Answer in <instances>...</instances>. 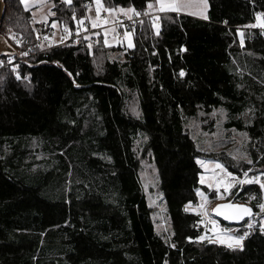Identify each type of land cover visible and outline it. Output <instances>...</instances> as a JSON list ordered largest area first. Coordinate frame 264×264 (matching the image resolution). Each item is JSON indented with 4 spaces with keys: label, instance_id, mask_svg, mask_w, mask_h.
I'll return each mask as SVG.
<instances>
[{
    "label": "trees",
    "instance_id": "1",
    "mask_svg": "<svg viewBox=\"0 0 264 264\" xmlns=\"http://www.w3.org/2000/svg\"><path fill=\"white\" fill-rule=\"evenodd\" d=\"M100 1L144 11L153 0ZM50 2L49 21L70 29L92 4ZM31 17L5 0L0 33L10 29L28 54L0 59V264H264L259 226L245 221L235 250L198 244L199 217L185 210L203 189L204 152L188 123L223 113L222 130L248 140L250 163L220 162L236 176L264 167V0H208L204 18L160 14L156 32L150 21L130 30V48L95 32L41 49ZM139 144L157 171L167 233L151 217ZM231 200L255 214L262 202L255 184Z\"/></svg>",
    "mask_w": 264,
    "mask_h": 264
},
{
    "label": "rangeland",
    "instance_id": "2",
    "mask_svg": "<svg viewBox=\"0 0 264 264\" xmlns=\"http://www.w3.org/2000/svg\"><path fill=\"white\" fill-rule=\"evenodd\" d=\"M20 1L23 5V8L27 11H30V14L32 15L31 27H33L35 24L49 23L57 30L54 36L44 37L41 44L39 43V36H37L38 46H40L41 49H47L51 46L58 45V43L62 40V37L60 35V27H58L57 22L54 20L49 21V19L54 15L50 0ZM149 5H151V7H149ZM165 5L166 6L164 7V10H161V5L157 3V0H153L148 4L147 9L144 11L157 14L180 13L196 18H204L206 17L208 0H165ZM2 6L5 10V0H3ZM102 9L104 8L102 7L101 1L98 4L96 0H92V4L87 10V17L85 18L89 21V24L92 27L97 26L100 23V12ZM130 9L131 10L129 12H126L127 10L107 11L110 15H112L114 12L130 14L133 12V9ZM92 22H97V24H93ZM144 22L148 23L149 21ZM151 24L153 30L156 32L159 29L158 17L152 20ZM259 24L260 22L258 20L256 25L258 26ZM6 32H8L6 37L0 33L4 37L2 40L10 50L17 54L12 56L3 51V53L0 54V59L5 57L8 59L7 61L9 63H12L15 60L19 61L17 60L16 56L21 53L16 51L9 41V39L13 38L14 35H12L10 29H7ZM100 33L103 34V39L106 45L114 46L121 42H118L112 30L104 29ZM122 42H124L126 47L130 48L132 46V37L130 31L123 33ZM221 114L222 115H216L214 121L210 123V118L208 120L201 119L199 121L197 119V121L188 123L187 127L190 135L197 142L199 148L204 152L201 157L196 159L201 170L199 175V183L203 189L196 190V203L193 205L190 203L186 204L185 210L187 212L194 213L199 217L198 224L202 228V232L196 240L198 244L214 241L215 244L213 245L235 250L242 245L243 240L237 244L233 240H228V237L239 236L237 235V232L245 221L247 222L244 224V227L247 229H250L254 226H259L262 228V226H264V209L259 207V210L256 214L254 213L252 217L244 220L241 224L228 226H223L220 224V222L211 215V209L216 203L230 201L233 192L237 188L239 192L241 187L249 184H255L258 186L261 192V205H264V188L261 187V184H264V167H260L255 164L250 165L245 172H247L248 178L255 179H252L251 182H248L244 176L245 172L240 176H236L227 170V168L220 162L219 157L220 155L224 154L235 163H240L241 161L250 163V159L245 147L248 140L242 133H229L223 131L220 126V121L223 118V113ZM210 125H213V128L207 129V127ZM229 136L231 137L229 138ZM136 152L139 156L140 179L148 206L151 209V217L154 221L155 228L159 234L167 233L169 230V222L160 191V183L156 168L148 153L142 150L141 144L138 145ZM220 152L221 154H218ZM229 173H231V175H229ZM241 180L245 182L240 183L239 181ZM215 225L217 226L216 228H214ZM222 240L224 241L223 243L220 242Z\"/></svg>",
    "mask_w": 264,
    "mask_h": 264
},
{
    "label": "built area",
    "instance_id": "3",
    "mask_svg": "<svg viewBox=\"0 0 264 264\" xmlns=\"http://www.w3.org/2000/svg\"><path fill=\"white\" fill-rule=\"evenodd\" d=\"M160 14L149 13L147 11H133L130 14L121 12H114L112 15L107 10L102 9L100 12V23L97 26L92 27L87 19H83L80 23H76L73 29L60 27V35L62 40L58 43L64 44L69 41H76L80 37H86L94 32H102L104 29L112 30L115 38L121 41L123 33L135 29L137 25L144 21H150L159 17ZM35 33L39 36V43L41 44L42 39L46 36L52 37L56 34L57 30L51 24H35ZM16 50V49H15ZM17 51V50H16ZM19 53V52H18ZM18 54L17 60H24L26 55ZM217 226L215 225L214 228Z\"/></svg>",
    "mask_w": 264,
    "mask_h": 264
},
{
    "label": "water",
    "instance_id": "4",
    "mask_svg": "<svg viewBox=\"0 0 264 264\" xmlns=\"http://www.w3.org/2000/svg\"><path fill=\"white\" fill-rule=\"evenodd\" d=\"M3 0H0V20L3 16V6H2ZM4 37L0 34V54L5 51L6 53L15 56L17 53L14 51L10 50L5 44L4 41L2 40ZM1 57V56H0ZM217 205H222L224 207L217 208ZM247 208L250 209V212L247 214L242 213V209ZM215 209V210H214ZM255 211L254 209L243 203H238L235 201H226V202H220L216 203L212 209H211V215L218 221L227 223L229 225H239L241 224L244 220L249 219L254 215ZM226 216L228 218H226ZM208 245H213L215 244L214 241H208Z\"/></svg>",
    "mask_w": 264,
    "mask_h": 264
},
{
    "label": "snow or ice",
    "instance_id": "5",
    "mask_svg": "<svg viewBox=\"0 0 264 264\" xmlns=\"http://www.w3.org/2000/svg\"><path fill=\"white\" fill-rule=\"evenodd\" d=\"M65 2H70V0H65ZM96 2L99 4L100 0H96ZM157 3H159L161 5V10H164V7L166 6L165 5V0H157ZM149 7H151V5H149ZM98 11H99V9H98ZM133 11H135V10L133 9ZM181 74H183V73H181ZM229 175H231V173H229ZM244 176H245L246 180H248V182H251L252 179H255V178H248L247 172L244 173ZM201 182H203V181H201ZM239 182L240 183H244L245 181L241 180ZM261 187L264 188V184H261ZM221 207H224V206L217 205V208H221ZM260 207H261V209H264V205H260ZM248 212H250V209H247V208L242 209V213L243 214H247ZM226 218H228V217L226 216ZM261 230L264 231V226H262ZM247 235H248V233L245 232L242 236H236V237H231L230 236V237H228V240H233L237 244H239ZM220 242L223 243L224 241L222 240Z\"/></svg>",
    "mask_w": 264,
    "mask_h": 264
},
{
    "label": "crops",
    "instance_id": "6",
    "mask_svg": "<svg viewBox=\"0 0 264 264\" xmlns=\"http://www.w3.org/2000/svg\"><path fill=\"white\" fill-rule=\"evenodd\" d=\"M131 9H127L126 12H129ZM93 24H97V22H92Z\"/></svg>",
    "mask_w": 264,
    "mask_h": 264
}]
</instances>
